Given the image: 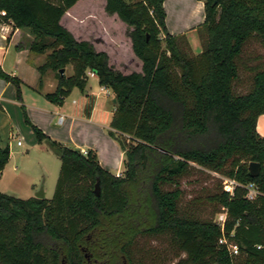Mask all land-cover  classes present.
Here are the masks:
<instances>
[{"label": "trees", "instance_id": "16d2710c", "mask_svg": "<svg viewBox=\"0 0 264 264\" xmlns=\"http://www.w3.org/2000/svg\"><path fill=\"white\" fill-rule=\"evenodd\" d=\"M77 1L0 0V11H6L2 19L34 36L30 50L53 49L37 67L41 76L48 68L59 70L47 99L61 103L73 88L83 90L87 70L114 93L109 134L123 150L124 176L104 169L93 150L84 154L33 126L39 141L61 159V171L51 199L0 191V264H107L120 257L132 264L128 247L138 233L168 235L186 254L176 264H264V137L257 131L264 113V66L250 68L247 92L235 91L247 42L264 41V0H204L199 54L184 34L168 32L164 0H107L108 13L134 26L133 50L143 66L128 74L62 25ZM68 64L74 74L65 77L60 69ZM0 77L16 85L21 99L20 79L2 71ZM198 137H207L208 144L195 146ZM10 154L0 135V177ZM253 161L261 164L257 176L250 172ZM193 164L238 182L233 194L221 186L211 196L226 213L223 227L179 213V179ZM249 183L258 191L254 199L246 196ZM128 187L138 190L134 201ZM144 208L153 224L140 230ZM221 238L236 243L238 254Z\"/></svg>", "mask_w": 264, "mask_h": 264}, {"label": "rangeland", "instance_id": "374dc122", "mask_svg": "<svg viewBox=\"0 0 264 264\" xmlns=\"http://www.w3.org/2000/svg\"><path fill=\"white\" fill-rule=\"evenodd\" d=\"M127 1L133 3L139 0ZM106 3L107 0H89V4L92 6L91 12L82 15L81 19L89 18L90 23L87 21L85 26L87 24L90 26L89 30L91 33L83 35V37H91L95 42L91 43L94 44L97 51L105 50L109 57V64L115 70L125 74L141 72L143 61L134 52L130 35L134 26L123 21L117 13H108L106 11ZM189 10L190 6L184 5L183 12L187 14ZM78 17L75 19V22L82 24V20L80 21ZM1 21L16 26L12 20L2 19ZM64 23H67V21L64 20ZM99 23L102 25L101 30L98 27ZM65 28L68 29L67 27ZM23 30L28 31V29ZM28 33L32 36L29 44L31 45L34 36L29 31ZM107 33H110L111 36L106 37ZM75 38L82 40V37L77 38L75 36ZM52 50V48H48L44 53H36L30 50L35 54V58H32V60L38 63V66H41L46 63L47 55ZM257 65L264 66V41L252 38L247 42L239 59L240 79L235 84V91L245 93L249 90L253 75L250 68ZM64 69L63 75L65 77H70L74 74L72 64L66 65ZM88 72L89 70L86 71L88 77L87 83L90 78L89 94L86 96L80 89L75 87L63 98L61 102L63 108L61 111L64 113V122L62 124L57 122V115L50 116L47 112L36 106L43 105V102H38L36 92L22 87L20 89L21 99H19L16 85L10 83L8 87L4 88L6 81L0 78V91L4 88V99L0 100L1 107L5 109L8 116V119L4 118L0 110V134L3 139L9 142L11 147V155L1 176L0 189L4 188L7 192L13 191L16 193L14 195L21 198L27 197L28 190L33 191L36 195L37 192L43 189L47 199L53 197L61 171V159L44 142L39 141L33 126L39 128L53 140L57 139L53 138L51 133H59L68 141L65 143L59 142L71 148H75L71 136L77 141H86L90 145L88 147L96 153L101 166L113 174L117 172L120 152L122 151L119 141L109 134L108 129L104 128L103 135L102 132L100 133L98 130L91 129L90 126L92 125H89L85 121L92 111L94 103H96L95 119L99 120L100 118L103 124L111 127L114 114L113 109L116 106V104L114 106L112 103V98L115 95L112 92L111 98L107 94L108 92L104 91V87H101L95 77H90ZM46 73L51 74L57 87L59 70L48 68L43 75ZM33 98H36L37 101ZM45 98L47 99V97ZM73 117H75L74 124L71 123ZM11 127L14 137H10ZM18 140L22 142L21 146H18ZM208 141L207 137H198L194 140V144L195 146L202 147L208 144ZM159 151L162 154L165 152L161 149ZM100 159H102V162ZM153 164L154 168H157L159 165L158 162ZM124 170L125 165L123 163L122 168L118 170L122 171L120 175L124 176ZM225 178L227 177L222 173L193 164L179 179L182 190V196L178 203L179 213L181 215L192 214L200 219H212L221 224L224 208L221 204L213 202L211 196L221 186L223 187ZM170 188L172 187L165 186V189ZM136 190L134 187L127 188V192H130L133 199L132 201L135 200ZM101 191L102 187L99 183V194ZM138 218L140 220L137 219V221H141L140 230L153 224L149 220L150 215L145 208L141 210V215ZM128 252L131 256L132 264H176L179 259L186 256L184 252L173 246L168 235L153 236L141 233L136 235L133 243L128 247ZM107 264L130 263L126 258L120 257V261L114 258V260L109 261Z\"/></svg>", "mask_w": 264, "mask_h": 264}, {"label": "crops", "instance_id": "0c3cea01", "mask_svg": "<svg viewBox=\"0 0 264 264\" xmlns=\"http://www.w3.org/2000/svg\"><path fill=\"white\" fill-rule=\"evenodd\" d=\"M184 5L190 6V10L187 14L183 12ZM164 8L166 11L165 21L168 32L173 35L184 34L188 39V42L190 44L193 53L199 54L202 51V44L198 33V27L205 20V1L204 0H164ZM91 9L92 6H90L89 0H78L63 15L61 19V23L62 25L67 27L68 30L72 32L77 38L82 37V40L94 42L93 39H91V37H83V35H89V33H91V31L89 30L90 26L88 24L87 26H85V23H87V21L88 23H90L89 18L84 20L81 19L82 15L89 14L91 12ZM77 17L80 18V21L82 20L81 22L82 24H80V22L79 24L75 22L76 21L75 19ZM64 20H66L67 23H64ZM2 25L3 24L0 23V71L19 78L21 82L20 89H22V87H25L28 90L36 92V94L38 95V102H43V105H36L38 108H41L43 111L47 112L50 116L57 115L59 117L60 114L64 115V113H62L61 111L63 108V105H61V103H55L45 98L46 97L45 95L47 93H52L56 89V82L53 80L51 74L49 73H46L45 75L41 76L39 70L37 69L39 64L32 60V58H35V54H33L30 51V45H29L32 36H30L27 30L20 29L12 25L11 23H4L5 26L4 30L2 29ZM98 25H99L98 26L99 30H101L102 25L100 23ZM105 36L108 37L111 36V34L107 33ZM90 77H95L96 80L99 82V79L96 75ZM0 78L4 79L2 77ZM5 81H6V85L4 88L8 87V85L12 83L7 80ZM89 83H90V78L86 87L83 90L80 89V91H82V93H84L86 96L89 94V88H90ZM101 87L103 88V86ZM4 88L0 91V100L4 99ZM104 91L108 92L107 94L109 96L112 95V91L110 89L104 88ZM33 99L37 101L36 98ZM113 99L114 97L112 98V103L115 106ZM95 104L96 103H94L92 107V111L90 112L88 118L85 121L89 125H92L90 126L91 129L98 130L100 133L102 132L104 135L103 132L104 128L110 130L111 127L103 124L100 118L99 120L95 119L96 116ZM0 110H1V115L4 118L8 119L5 109L1 107V101H0ZM114 110L115 107L113 109V112ZM74 120L75 117H73L71 123H73ZM57 122H58V118H57ZM11 130H13L12 127L10 131ZM257 131L261 136L264 137V113L258 117ZM13 134H14L13 131H11L10 137H12ZM51 135L53 136V138L57 139L58 142L59 141L64 143L68 142L59 133H51ZM71 138H72L71 140L75 144L76 149H79L82 152L92 150L88 147L90 145L87 144L86 141H82V142L77 141L72 136ZM3 140L6 141L5 139ZM44 144L48 147V145L45 142ZM122 160H124L123 150L120 152L119 164L115 175H120L122 173V171H118L123 166ZM100 161L102 162V159H100ZM5 190L6 189L4 188L0 189L1 192L16 194L13 191L7 192ZM27 194H28L27 197L22 199L36 197L34 192L31 190L30 191L28 190ZM223 214L226 213L224 212Z\"/></svg>", "mask_w": 264, "mask_h": 264}, {"label": "built area", "instance_id": "2783aa9c", "mask_svg": "<svg viewBox=\"0 0 264 264\" xmlns=\"http://www.w3.org/2000/svg\"><path fill=\"white\" fill-rule=\"evenodd\" d=\"M6 15V11L5 10H2L0 11V23H2V29L4 30L5 26H4V23L5 22H2V18ZM88 74L90 76H95L96 74L92 71H89ZM64 121V115L63 114H60L59 117H58V123H62ZM12 137H14V134L12 135ZM17 144L18 145H21L22 142L20 140L17 141ZM84 154L87 153V151H83ZM238 185V182L235 180V179H231V178H225L224 179V184H223V189L227 192H229L230 194H233L234 192V188L235 186ZM246 188H247V197L249 199H254L256 196H257V188L256 186L254 185V183H249L246 185ZM221 219H223L222 223L220 224L222 227L224 225V222H225V219H226V214H222L221 216ZM220 242L221 243H224L227 245V248L229 250V252L231 254H238V245L232 241H228L226 238H221L220 239Z\"/></svg>", "mask_w": 264, "mask_h": 264}, {"label": "water", "instance_id": "95a60500", "mask_svg": "<svg viewBox=\"0 0 264 264\" xmlns=\"http://www.w3.org/2000/svg\"><path fill=\"white\" fill-rule=\"evenodd\" d=\"M65 69L62 68L60 69V73L61 75H63ZM113 102L116 104L117 100L114 98L113 99ZM260 168H261V164L259 162H250V172L253 176H257L259 171H260ZM95 192L99 195V181L96 182L95 184ZM37 198H40V199H45V192L43 189H41L38 193H36L35 195Z\"/></svg>", "mask_w": 264, "mask_h": 264}]
</instances>
